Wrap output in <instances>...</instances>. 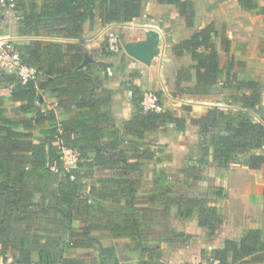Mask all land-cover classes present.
<instances>
[{
  "label": "trees",
  "instance_id": "1",
  "mask_svg": "<svg viewBox=\"0 0 264 264\" xmlns=\"http://www.w3.org/2000/svg\"><path fill=\"white\" fill-rule=\"evenodd\" d=\"M147 1H17L15 11L23 12L18 32L81 39L86 21H90L91 30L96 16L103 27L129 24L143 16ZM158 3L173 6L187 28L196 27L192 0ZM241 4L255 7L251 0H242ZM217 37L219 32L212 22L173 45L175 57H189L193 63L178 71L177 88H184L183 83L193 88L181 89L180 93L217 85L233 90L257 87L253 81L235 80L234 61L223 65L215 43ZM221 40L224 52L229 53L230 40L224 34ZM16 49L24 63L37 73L36 79L26 84L15 74L0 73V88L10 89L11 100L20 103L14 111L23 114L20 118L7 115V97L0 94V257L4 261L34 264L32 253L37 252L40 264H92L74 257L79 250L92 249L100 257L94 264H121L115 247H104L91 235L93 231H108L115 239H127L125 248L146 258L141 264H162L160 244L170 242L175 234L169 222L171 207L177 217L197 219L199 226L214 235L224 222L216 204L227 197L223 187H216L204 197L190 196L179 188L186 182L172 184L164 170L155 171V184L162 187L148 201L159 202L164 208H139L149 160L162 162L145 144L150 133L173 127L184 135L189 122L199 127L202 140L197 144L198 156L190 157V166L185 169L187 183L198 178L197 172L210 167L227 168L241 155L247 157L244 164L250 170L264 167V120H256L249 112L229 113L214 108L188 121L168 109L144 111L142 88L124 83L132 93L136 111L119 130L110 106L96 100L103 83L91 73L90 65L80 67L86 55L83 44L33 41L16 45ZM41 93L55 95L58 105L75 116L59 120L54 110L45 108ZM42 124L47 128L41 130L42 140L36 141L33 131ZM205 136L209 140L205 141ZM58 140L80 155L77 166L66 173ZM99 168L113 174L97 177ZM78 221L82 223L80 229L75 228ZM66 234L68 241L64 239ZM165 234L167 239H163ZM178 238L187 241L183 235ZM202 258L208 264H264V230L250 229L239 241L226 239L222 248L203 250Z\"/></svg>",
  "mask_w": 264,
  "mask_h": 264
},
{
  "label": "crops",
  "instance_id": "2",
  "mask_svg": "<svg viewBox=\"0 0 264 264\" xmlns=\"http://www.w3.org/2000/svg\"><path fill=\"white\" fill-rule=\"evenodd\" d=\"M31 1L33 0H28V1L22 0L20 2H25L26 4H29ZM192 1L194 2L196 8V27L194 29H189L185 26V24L183 27H179L178 29L180 30L181 28L183 29V34H185L183 36L179 35L176 25L173 24L174 21L176 20L179 21L183 19L180 18V16L178 15V13L176 12L173 6L160 5L158 3V0L147 1L143 6V16L137 20L139 21L146 16L147 17L152 16L155 23H158L160 19H165L167 21L166 25L168 27L173 28L172 35L174 36L175 44H177L182 40L189 38L195 32V30L202 29L208 24L212 23L215 19V16L218 15L217 13H220L222 8H225L224 16H226V21L228 22L222 24H216V28L219 32V35L221 34L220 32H222L224 29L226 30L227 36L226 35L225 36L230 40V52L228 54H232L231 56L235 60L240 59L241 62H247L249 66L254 65L256 67H259V69H256L255 72L258 73L260 71L264 75V0H251L255 5L254 8H249L247 6L242 5L241 4L242 0H192ZM15 13L17 14V12ZM203 17L205 19L208 18V22L201 25V19ZM21 22L22 21H19V26H21ZM90 25H91L90 21H86L84 23L83 35L81 39H67V38H56V37H47V36L20 35L18 32L20 27L14 30L12 29L8 33L6 26H4V24L2 23L1 25L2 31H0L1 32L0 38H5L12 41L15 47L16 45L30 44L33 41H44V42L53 41V42H62L66 44H75V45L83 44V46L86 49V55L90 59H92V61H90L86 66L90 65L91 73L94 76L98 77V79L103 83V88L102 90L98 91V96L96 100L102 106L105 105L110 106L113 113V121L116 127L119 130H121L125 121L130 119L136 111L135 106L132 104L131 101L132 93L130 90H128L125 87L124 83L121 84L118 81H115L111 78L113 73L110 70L111 65L107 64L108 62H110L109 60H107V58L98 60L94 58L90 52L93 51L92 50L93 48H98L97 44H99V41L104 36V33L112 26L118 24H112L103 27L100 23L99 18L96 16L93 24V30H91ZM151 27L154 28L155 26H151ZM150 30L151 29H148L147 31ZM157 32L160 33V39H161L162 36L161 32L158 30ZM215 43L217 50L221 56L222 40H219L218 42L216 40ZM184 58H188V57H184ZM95 65L98 66L99 69L96 70ZM103 65H106V67ZM234 72L235 71L233 70V73ZM175 77L176 78L174 80L176 84L177 75ZM134 85L140 87V85L137 83ZM182 87H185V84H182ZM161 90L163 91L162 101L164 108L165 109L168 108V110H174V111L179 110L178 107H175L174 109H171L169 107V104L171 103L172 100L179 102H186L187 98H189V95L185 93H180L178 94L177 97H173L172 95H170V93L173 90L171 86L168 87L164 86L163 88H161ZM0 94H4L7 97L5 103V107L7 109V115L13 118L23 117V114L21 112L14 111V108L19 107L20 103H14L11 100L10 89L0 88ZM41 98L43 100L44 103L43 105L45 106V108L54 110L59 120H66L70 118L72 119L75 116L74 113L66 112L64 108L58 105V99L55 97V95H51L50 93H43ZM45 128H47V125L42 124L33 131L36 141L42 140L41 130ZM170 128L173 127L165 128L163 130L150 133L146 137L145 140L146 146L150 147L151 151L154 152L155 157L159 156L158 158H160L162 162L156 163L155 165L154 160H149L150 162L149 168L147 171L144 172V176L142 180L144 182V185L139 193L138 203H139V208L141 210L149 211L152 209L158 210L160 208L161 209L164 208L161 207L159 202L152 203L148 201V198L154 195V192H157V190H160L162 187L160 185L158 186L155 184V180H156L155 171L164 170L166 177L172 184L180 183L181 180H183L180 178L181 176L182 178H185L183 181L187 180V172L185 171V169L182 167L181 168L179 167L178 170L176 169L177 167L175 165H176L177 156L175 155V153L177 154V152L178 153L183 152V150L187 146H191L195 144L197 140L194 138L188 143H184L183 141H181L180 145L175 147L173 150H170V148H168V146L170 145L169 143L170 138L169 137L165 138L161 136L160 142H156L161 146L157 147V144H155L154 141H152L153 139L152 136H158L159 133L169 130ZM173 130L180 137L188 136L189 134L188 132H186L184 135H182L178 133L174 128ZM153 143L156 149L153 148L152 146ZM162 145L167 147H164ZM170 151H173V153H168ZM165 152L171 154V157L170 155L167 156L166 158L160 157L161 154L163 153L165 154ZM181 159H179V162H181ZM112 174L113 171L104 168H99L97 170V177L108 178ZM246 174L250 175L249 179L244 177V175ZM254 180L256 181V183H253ZM245 181H247L248 184L247 183L245 184L244 183ZM223 186L224 188H226V191L229 195L228 203L224 205L225 208H227L228 205L230 204L232 211H234V209H237L235 210L237 215L235 216L234 223L235 222L237 223V226L241 231L239 236L238 237L228 236L227 238L216 237L212 239L213 235L212 236L209 235L208 229L199 226L197 219L179 218L176 215L175 208L171 207L169 221L171 225V230L173 234L174 233L175 234L173 237H171L170 242H162L160 244L159 263L208 264L207 261L202 258L203 250L222 248L224 246V242L226 239L239 241L243 237L244 233L250 229H262V230L264 229V213L260 212L259 219H257L255 218L256 217L255 212H252L250 209H248L246 212L242 211L244 207L249 208L248 204L244 199L246 194L247 196H250L251 193L253 192V195L260 196L261 201L264 200V167L261 168L260 170H250L244 164L242 166V169L239 167L234 171H231L228 177L223 178ZM87 192L88 190L86 191V193ZM168 196H172V195L168 194ZM244 202L246 204H244ZM171 219L174 220L175 227L172 226ZM155 220L159 221L160 219L157 218ZM81 226L82 223L80 221L76 222L75 228L80 229ZM91 235L92 237L97 239L104 247H115L117 249L119 258L121 257L120 250L127 254L128 253H134L135 255L140 254L137 251L128 250L125 248L124 246L125 243H128L127 239H115L111 236V234L108 231H93ZM179 235H183L184 237H187V241L178 240ZM164 236L166 237H163V239H167L168 234H165ZM64 239L65 241L69 240L67 234L65 235ZM189 243L190 246L187 247ZM121 244H123L124 248L119 250V245ZM140 256L142 257L141 258L142 261L144 259V256L142 254H140ZM74 257L84 259L86 260L87 263H92V264L97 263L100 259L98 253L93 251L92 249L79 250L77 251V254ZM32 258L34 262H36V264H40L39 254L37 252L32 253ZM124 261L126 260L120 258L121 264H127ZM129 264L131 263L129 262Z\"/></svg>",
  "mask_w": 264,
  "mask_h": 264
},
{
  "label": "rangeland",
  "instance_id": "3",
  "mask_svg": "<svg viewBox=\"0 0 264 264\" xmlns=\"http://www.w3.org/2000/svg\"><path fill=\"white\" fill-rule=\"evenodd\" d=\"M20 1L22 0H18V3H20ZM17 11L12 10L11 8L8 7H0V31H2L1 28L2 23L4 24V26H6L8 33L12 29L14 30L20 27L19 21H22L23 12L21 10H17ZM15 12H17V14ZM224 12H225V8H222L220 13H217L218 15L215 16V19L213 21L215 25L228 22L226 21V16H224ZM206 22H208V18L205 19L203 17L201 19V25ZM166 23L167 21L165 19H160L158 23H155L152 16H148V17L146 16L139 21L137 20L129 24H118L112 26L104 33V36L100 39L99 44H97L98 48H93L92 49L93 51H90L91 55L98 60L107 58V60L110 61L107 64L111 65L110 70L113 73L111 78L113 80L118 81L121 84L137 83L140 85L144 93H153L154 95H157L158 98L163 103L162 101L163 91L161 90V88H163L164 86L166 87L171 86L173 90L170 93V95H172L173 97H177L178 94H180L181 89L183 90L193 89L191 88L192 84L189 83H183L185 84V87L181 89L177 88V83L175 84L174 79L176 78L175 76L178 74V71L182 67H188L193 63L189 57L177 58L174 56L172 52V47L175 44L174 36L172 35L173 28L168 27ZM173 24L176 25L179 35L181 36L185 35L183 34L182 28L181 30L178 29L179 27L184 26L185 24L184 20H179V21L176 20L174 21ZM151 26H155V27L152 28ZM148 29L155 31L158 30L162 34L160 39L161 40L160 54L157 58L153 60L151 66H146L141 62L135 60L134 58L130 57L129 55L126 54V52L123 49V45L126 43L137 42L141 39H145L146 31ZM220 33L221 34L219 35V37H217V39L215 38V41L217 40V42L221 40L222 34L227 36L225 29ZM114 38L116 39L118 50L113 52L111 51V44H112V39ZM231 55L232 54H228L224 52L222 48L221 56H222L223 65H227V63L231 59H234L232 58ZM233 61H234L235 80L237 79V81H245V82L253 81L254 83H257V87L253 89L242 87L239 90H233V89H224L222 88L221 85H217L211 89L208 90L200 89L198 92H194V93H191V91L189 90L185 92V94L189 95V98H187L186 102H179L174 100L171 101L169 107L171 109L178 107L179 109L177 111L174 110L171 111L180 113V115L186 118L188 121H190V119L193 117L195 118L201 117L209 109H214V108H218L229 113L249 112L253 115V117L256 120L263 121L264 120V75L260 71L258 73L255 72L256 69H259V67H256L254 65L249 66L247 62H241L240 59L239 60L234 59ZM95 69L97 70L99 69V67L96 66ZM187 132L189 133L188 136L180 137L178 134L175 133L173 128H170L169 130L159 133L158 136H152L153 137L152 141H154V143L157 144V147L161 146L160 144L156 143V142H160L161 136L165 138L169 137L170 145L168 146V148H170V150H173L175 147L180 145L181 141H183L184 143H188L194 138L197 140L195 144L191 146H187L183 150V152H179V153L177 152V154L175 153V155L177 156L176 165H175L177 167L176 168L177 170L179 169V167L188 169L190 166L189 158L190 157L196 158L199 154L197 144L199 141L202 140L201 130L199 129V127L191 125L189 122V127ZM204 139L205 141L209 140V138H207L206 136L204 137ZM154 143L152 146L153 148L156 149ZM168 153H173V151H170ZM168 153L165 152V154L164 153L161 154L160 157L166 158L169 155L171 157V154ZM246 158H247L246 156L241 155L237 158L235 163L223 169L215 168V167L205 168L202 171L197 172L198 178L192 180L191 183H187V180L183 181L185 178H182L181 176L180 178L183 180H181L180 183L181 184L185 182L186 183L179 188L182 189L183 191L188 192L190 196L199 195V197H204V195L207 193L212 194L214 192L213 189H215L216 187L224 188L223 178L228 177L231 171H234L239 167L242 169V166L244 165V161L246 160ZM179 159H181V162H179ZM247 174L244 175V177L249 179L250 175ZM244 183L246 184L247 181H245ZM253 183H256V181L254 180ZM224 189L227 194V197L222 200L216 201L217 206L221 208L222 211L221 213L224 216V222L222 226L217 230V232L213 235L212 239L216 237L227 238L228 236L238 237L241 232L239 230V227L237 226V223L236 222L234 223L235 216L237 215L235 210L237 209H234V211H232L230 204L228 205L227 208H225L224 206L226 203H228L229 200V195L226 191V188ZM246 196L244 199L248 204L249 208L244 207L242 211L246 212L248 209H250L252 212H255L256 214L255 218L259 219V213L260 212L264 213V200L261 201L260 196L253 195V192L251 193L250 196L247 197ZM246 203L244 202V204ZM229 209L231 210L232 213L230 212ZM172 220L173 219H171L172 226L175 227L174 220L173 221ZM189 246L190 243L187 247ZM123 248H124L123 244L119 245V250ZM120 253H121L120 258L126 260L127 262L126 261L124 262L127 264H129V262L131 264L142 263L141 262L142 257L140 256V254L139 255L138 254L135 255L134 253L127 254L122 252L121 250ZM145 261L146 259L144 258L143 262ZM199 264H203V263H199Z\"/></svg>",
  "mask_w": 264,
  "mask_h": 264
},
{
  "label": "built area",
  "instance_id": "4",
  "mask_svg": "<svg viewBox=\"0 0 264 264\" xmlns=\"http://www.w3.org/2000/svg\"><path fill=\"white\" fill-rule=\"evenodd\" d=\"M16 5L17 0H0V7H8L15 10ZM117 50L118 45L114 38L112 39L111 51L114 52ZM2 72L17 75L22 84H26L31 80L36 79L37 73L34 68H30L24 63L14 43L5 38H0V73ZM161 103L162 102L157 95H154L153 93H145L142 101V108L144 111L163 112L165 108ZM57 145L60 152L63 172H69L77 166L80 161V155L75 149L65 146L61 140H58ZM52 169L58 171L55 167ZM72 179H74V177H72ZM0 264L20 263L13 259L4 261L3 258L0 257ZM213 264H219V262L215 261Z\"/></svg>",
  "mask_w": 264,
  "mask_h": 264
},
{
  "label": "water",
  "instance_id": "5",
  "mask_svg": "<svg viewBox=\"0 0 264 264\" xmlns=\"http://www.w3.org/2000/svg\"><path fill=\"white\" fill-rule=\"evenodd\" d=\"M160 33L155 30L146 32L145 39L137 42H129L123 45V49L127 55L141 62L146 66H151L155 58L160 54ZM92 59L87 55L80 66L84 68Z\"/></svg>",
  "mask_w": 264,
  "mask_h": 264
}]
</instances>
